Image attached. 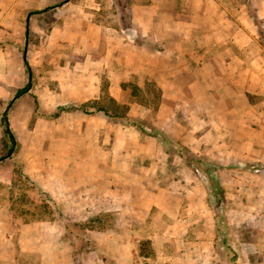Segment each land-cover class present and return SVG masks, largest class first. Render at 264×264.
Wrapping results in <instances>:
<instances>
[{
  "label": "rangeland",
  "instance_id": "obj_1",
  "mask_svg": "<svg viewBox=\"0 0 264 264\" xmlns=\"http://www.w3.org/2000/svg\"><path fill=\"white\" fill-rule=\"evenodd\" d=\"M61 1H43V7L54 5L49 9L50 19H55L50 27L45 16L31 14V33L20 44L19 53L12 57L13 69L5 73V79L0 78V236L5 234L4 225L19 221L33 223L57 219L68 224V220L60 216V205L39 188L47 191L44 184L49 179V170L45 167H56L64 155L69 156L74 165L78 162L99 168L107 166L113 172L110 174L112 183L106 184L102 195H112L113 200L115 196L127 195V199H141L150 204L155 201V195H176L175 218L160 215L154 205L149 221L134 228L141 237L143 255H155L157 243L153 242L157 231L167 230L171 224L174 226L167 232L169 245L163 248L166 264H180L179 257L191 255L198 258L194 264H205L204 252L209 256L210 249L212 262L207 264H258V258L264 257V232L255 229L263 227L261 223H264V192H261L264 191V150H261L264 137L248 135L246 130L239 133L235 124L231 128L233 121L222 123L219 117L212 122L205 121L204 117L192 119L191 123L188 118L192 114L191 104L184 99L176 104V88H161L151 72L142 68V71L133 72L130 80L121 82L120 87L112 88V80L118 81L120 75L119 72L110 73L111 58L101 55L99 73L94 75L92 64L95 68L98 64L92 60L99 55L89 59L84 56L79 43L82 36L78 40L75 36L74 47L71 40L64 46L53 44L54 36L50 34L53 28L69 33L77 31L73 25L62 23L58 7ZM65 1L81 3L83 0ZM134 1L112 0L108 3L104 0L106 20L110 23L105 26L132 28L127 4ZM222 1L226 5L225 17L241 21L246 39L251 38L249 46L264 51V17L259 9L252 6L250 0ZM117 4L127 6L121 9ZM118 11L122 23L115 21ZM254 36L257 40H253ZM130 39L124 38V53L117 55L113 66L124 65L126 58L127 62L144 67L147 56L141 52L152 50L155 41L141 34L134 41L130 42ZM141 44L147 48L141 50ZM125 47L130 51H125ZM102 48L100 46L99 50ZM24 50L31 74L24 64ZM133 51L138 52L134 59ZM96 75L99 76V93L89 98L91 89L82 88V83L91 82ZM30 77L29 91L15 97L17 89L25 86ZM165 92L168 93L167 102L162 104ZM110 96L128 106L129 115L146 125L145 132L137 126L116 122L103 111H95L94 102L112 109ZM84 103L88 104L87 112L82 108ZM5 110H8L18 138V144L12 149L1 121ZM176 110L179 113L176 114ZM57 111L60 114L54 116ZM82 116L86 129L78 132L76 126ZM96 117H99L101 127L99 134L95 130L93 135L92 119L96 120ZM212 163L216 165L215 169L209 168ZM255 168L261 170L255 171ZM212 181H220L225 190L227 238L217 234L208 202ZM87 190L85 187L82 195H88ZM113 200L108 203V211L100 210L90 214L89 218L101 211L110 213L114 216L115 227L114 207L118 204ZM165 200L168 204L173 202ZM89 218L80 221L84 227L69 228V236L66 234L65 237L72 246L76 264H82L84 243L93 244L98 231L103 229L99 222ZM111 221L110 218L104 225ZM6 234L9 235V231ZM150 235L154 240L149 238ZM100 253L106 264H114L112 258Z\"/></svg>",
  "mask_w": 264,
  "mask_h": 264
},
{
  "label": "crops",
  "instance_id": "obj_2",
  "mask_svg": "<svg viewBox=\"0 0 264 264\" xmlns=\"http://www.w3.org/2000/svg\"><path fill=\"white\" fill-rule=\"evenodd\" d=\"M43 1L46 0H0V78L5 79V73L13 69L12 57L19 53L20 44L28 37L27 24L31 14L45 8ZM250 2L264 17V0ZM103 3L104 0H83L81 3L62 0L58 5L62 23L73 25L77 31L69 33L53 28L50 31L54 36L53 44L64 46L71 40L74 47L75 36L77 40L82 36L79 43L84 56L89 59L99 55L92 60L98 64V68L92 64L94 75L99 73L100 56L111 58L108 64L110 73L114 71L120 75L118 81L112 80V88L120 87L121 82L130 80L132 73L142 68L151 72L161 88H176V104L182 99L191 104L190 122L192 119L202 120V117L212 122L219 117L222 123L233 121L231 128L235 124L239 133L246 130L248 135L253 133L264 137V51L257 46H249L251 38L246 39L239 19L228 20L225 17L226 5L222 0H136L128 3L132 28L119 29L105 26L110 23L106 20ZM119 7L123 9L124 5L117 4ZM119 12L115 21L122 23ZM97 30L98 34L95 33ZM108 31L111 33L106 34ZM140 34L155 41L150 51H147V45L141 44V50L146 49L141 53L147 56L144 67L142 64L133 65L126 58L124 65L113 66L117 55L124 53V38H131V42ZM130 42L128 44L132 45ZM100 46L103 47L101 51ZM126 49L128 47L125 51H130ZM137 53L131 52L133 59ZM91 79V82L82 83V88L91 89L89 98L100 89L99 76ZM167 94L164 93L162 104L167 102ZM177 113L179 111L176 110ZM96 118L92 119L93 135L95 130L99 134L101 127L99 117ZM84 119L82 116V121L76 126L78 132L86 129ZM58 164L45 167L49 170V179L44 187L68 218L84 221L90 214L109 210L107 206L113 196L102 195L106 184L112 183L110 174L113 172L107 166L99 168L78 162L74 165L69 156L64 155ZM85 187L88 195H82ZM126 196H115L113 201L118 204L114 207L116 226L98 231L96 247L82 250V264H106L105 257H100V251L112 258L114 264H166L163 248L169 245L167 232L174 225L157 231L153 242L157 243L156 252L149 256L141 253V237L134 228L149 221L154 205L160 215L175 218L176 195H155V201L150 204L141 199L133 201ZM165 199L173 202L168 204ZM261 224L263 227L255 228L258 232H264V223ZM4 226L9 235L4 231L5 234L0 236V264H76L62 221H19ZM149 238L154 240L151 235ZM210 250L209 256L204 252L205 264L212 262ZM197 259L191 255L179 257V262L194 264ZM257 263L264 264V257L258 258Z\"/></svg>",
  "mask_w": 264,
  "mask_h": 264
},
{
  "label": "trees",
  "instance_id": "obj_3",
  "mask_svg": "<svg viewBox=\"0 0 264 264\" xmlns=\"http://www.w3.org/2000/svg\"><path fill=\"white\" fill-rule=\"evenodd\" d=\"M128 5V4H127ZM126 4H124V7L127 6ZM54 5H48L47 7H45L44 9H37L34 11V13H36L39 17L45 16L46 19L49 22V27L51 26V24L53 23V21H55L54 18L50 19V11L49 9H51ZM31 33V26L30 23L28 22L27 24V36L29 37V34ZM23 60H24V64L28 70V72L31 74L32 69H31V65L29 62V59L27 57L26 54V50H24V55H23ZM32 86V82H31V77L30 80L27 82V84L23 87H20L17 89L15 97H19L22 94H25L26 92L29 91V89ZM109 100L112 103V109H110L108 106L102 105V104H98L97 102L95 103L96 106V110L97 112L99 111H103L105 112L112 120L116 121V122H122L124 124H128V125H134L139 127L143 132H145V124L141 123L142 121L140 119H133L129 113H128V106L126 104H122L120 102H118L114 97L110 96ZM87 106L88 104L84 103L82 104V108L83 110H85L87 112ZM60 114V111H57L56 113H54V116H58ZM1 121L2 124L4 126V133L9 137L10 142L12 143L11 149L13 147H15L18 144V138L17 135L10 123V119H9V114H8V110H5V112L2 114L1 117ZM209 168L211 169H215L216 165H214V163L209 164L208 165ZM260 168H255V171H260ZM208 171V170H207ZM212 192L209 194L208 196V202L210 204L212 213L214 215L215 221H216V227H217V234L219 236H224L225 238L228 237L229 233H228V221H227V213H226V199H225V190L223 188V186L221 185L220 181H212ZM39 188L41 190H43V192L50 197L51 199L52 196L49 192L44 191L43 187L39 186ZM60 216L66 220H68V224L66 223L65 226V230H66V234L67 236H69V233H67V231H69V228L72 227H84V224L80 221H74L72 222L62 211H60ZM112 219V221L108 224V225H104L106 221H108L109 219ZM114 216L111 215L110 213H105L103 211L97 213L96 215H94L93 217L89 218L90 221L93 222H99L100 223V227L103 229H106L108 227H113L114 226ZM69 222L71 224H69ZM78 236V235H76ZM96 240H94L93 244H89L87 241L86 243H84L83 247H81L82 249H86V248H95L96 247ZM227 243V242H226ZM146 256H149V253L145 254ZM237 264V263H236Z\"/></svg>",
  "mask_w": 264,
  "mask_h": 264
}]
</instances>
